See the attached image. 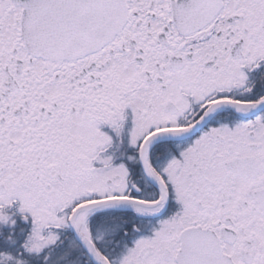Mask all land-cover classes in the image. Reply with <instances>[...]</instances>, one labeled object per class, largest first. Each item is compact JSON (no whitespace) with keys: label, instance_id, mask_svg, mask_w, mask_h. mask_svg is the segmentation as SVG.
I'll return each mask as SVG.
<instances>
[{"label":"snow or ice","instance_id":"1","mask_svg":"<svg viewBox=\"0 0 264 264\" xmlns=\"http://www.w3.org/2000/svg\"><path fill=\"white\" fill-rule=\"evenodd\" d=\"M0 264H264V0H0Z\"/></svg>","mask_w":264,"mask_h":264}]
</instances>
